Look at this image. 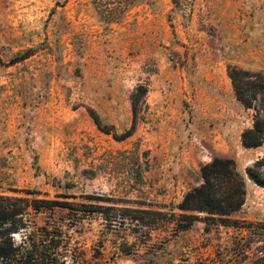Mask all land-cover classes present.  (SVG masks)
Wrapping results in <instances>:
<instances>
[{"label":"rangeland","instance_id":"374dc122","mask_svg":"<svg viewBox=\"0 0 264 264\" xmlns=\"http://www.w3.org/2000/svg\"><path fill=\"white\" fill-rule=\"evenodd\" d=\"M120 1L0 0V195L38 193L64 264H264V145H242L264 120V0H135L110 19ZM214 158L236 161L245 204L182 212Z\"/></svg>","mask_w":264,"mask_h":264},{"label":"trees","instance_id":"16d2710c","mask_svg":"<svg viewBox=\"0 0 264 264\" xmlns=\"http://www.w3.org/2000/svg\"><path fill=\"white\" fill-rule=\"evenodd\" d=\"M128 1H120L113 9L107 10L110 19L134 6L135 0ZM116 19L110 21L115 22ZM33 51L29 49L16 54L11 63L25 61ZM239 100L242 101L241 98ZM243 104L251 108L250 104ZM242 144L246 149H258L264 145V120L257 119L253 128L243 132ZM262 163L264 160L256 165L261 166ZM250 174L254 181L264 186V177L258 171L251 169ZM201 179L202 184L184 196L179 210L206 213L212 219L241 210L246 200V182L234 159L214 158L201 168ZM37 194L35 191L27 193L34 199L0 195V264H64L60 238L53 236L46 226L37 227L32 220L33 211L36 214L40 210L38 204L41 200L36 199ZM13 234H22L20 243L16 242Z\"/></svg>","mask_w":264,"mask_h":264},{"label":"crops","instance_id":"0c3cea01","mask_svg":"<svg viewBox=\"0 0 264 264\" xmlns=\"http://www.w3.org/2000/svg\"><path fill=\"white\" fill-rule=\"evenodd\" d=\"M213 132H214L213 136H211V133H210L209 136H207V137H210L208 139L212 143V149L213 150H219V149H221L219 147L224 146L223 135L221 133H218V131H213ZM207 137L205 139H207ZM197 139H202V137L199 136L198 138L196 137L195 139H192L182 149L183 151L180 154V155H182V160H181V169H182V172H187L190 169L193 170L194 167H195V164L193 163V158L195 156H200V151H199V149L197 147V144L195 143V140H197ZM211 152H212V150H211ZM204 158L210 159L208 157V155H205ZM181 179L183 180L184 185L187 186V187H189V190L191 188H193V187H196L198 185L196 183L195 185L193 184L190 187V183L191 182L189 180H187V182H185V179H184L183 176H181Z\"/></svg>","mask_w":264,"mask_h":264},{"label":"clouds","instance_id":"9594fccd","mask_svg":"<svg viewBox=\"0 0 264 264\" xmlns=\"http://www.w3.org/2000/svg\"><path fill=\"white\" fill-rule=\"evenodd\" d=\"M14 235V237H15V234H13Z\"/></svg>","mask_w":264,"mask_h":264}]
</instances>
